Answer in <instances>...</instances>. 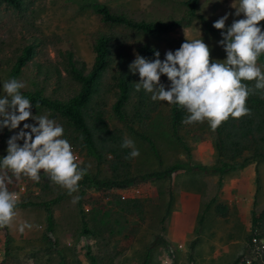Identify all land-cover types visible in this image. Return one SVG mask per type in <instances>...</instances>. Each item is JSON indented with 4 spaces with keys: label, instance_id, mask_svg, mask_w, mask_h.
<instances>
[{
    "label": "rangeland",
    "instance_id": "obj_1",
    "mask_svg": "<svg viewBox=\"0 0 264 264\" xmlns=\"http://www.w3.org/2000/svg\"><path fill=\"white\" fill-rule=\"evenodd\" d=\"M184 1L23 0L18 9L0 4V96L4 95L2 84L7 80L6 73L15 56L30 42L36 43L35 52L18 77L26 85L21 90L38 89L44 96L59 99L72 95L75 87L63 69V53L70 50L88 70L94 55L92 44L99 33L112 35L115 44L124 39L128 43L130 62L137 54L135 46L144 41L154 45L163 60L166 51H175L186 39L195 38L203 39L210 46L213 60L225 59L226 52L217 43L222 38L221 32L213 27V22L225 13L234 12L231 4H238L239 0H198L196 12L210 22L214 33L205 32L196 18H188L168 33L146 36L120 25L103 24L91 10L93 2H100L108 5L111 11L123 13L134 20L171 21L184 18ZM233 18L229 16L226 24L230 25ZM258 66L264 71V66L259 63ZM56 70L60 72L58 76ZM113 70L104 73L103 84L114 83L111 78ZM114 90L112 88L106 98L105 119L111 128L121 129L124 137L133 140L139 150V156L131 161V175L163 169L173 163L185 164L189 169H178L169 179L132 182L125 179L119 181V186L86 190L82 196L83 208L89 209L93 204L105 207L103 212L106 213L107 229H100L99 237L79 233V207L77 202H72L79 190L69 195L43 172L40 173L39 182L24 176L18 180L12 177L9 190L15 191L23 184L20 200L34 204L19 206L13 224L0 228V264H57L60 259L65 264H89L86 256L88 249L97 256V264H144L146 256V264H231L238 257L249 260L256 258V253L248 244L249 231L246 228L251 220V210L256 214L263 206L260 199L264 200V163L257 164V176L254 163L247 165V174H238V171H242L240 169L227 171L222 179L217 178L215 172L203 171L216 161L212 146L214 131L206 121L183 124L178 129L183 145L180 144L171 136L170 104L161 101H157V108L148 120L134 124L136 131L142 132L153 142L156 158L149 145L131 134L112 116L110 105L115 99ZM133 99L126 102L128 112L133 108ZM31 110L33 115L47 114L55 120L44 109L32 107ZM27 122L33 123L31 120ZM12 134L7 128L0 131V159L7 154L6 142ZM73 149L80 166L87 168L88 174L98 179L108 177L106 166L97 165L83 147L73 145ZM249 182L255 192L251 210L249 202L252 191L249 194L243 191L244 184ZM240 185L241 189L236 191ZM62 193L63 197L50 206L52 220L48 223L41 203ZM128 198H138L144 202L141 218L116 210L115 201ZM218 203L226 204L229 209V216L224 219L213 211ZM243 204L244 214L241 208ZM202 213L204 220H200ZM211 214L214 220L220 221L219 227L214 225L213 220L209 226H205V217ZM22 222L30 223L32 228L20 233L18 229ZM227 223H232L231 229H226ZM89 225L100 226L101 223L91 222ZM50 240L55 244L53 248L48 246Z\"/></svg>",
    "mask_w": 264,
    "mask_h": 264
},
{
    "label": "trees",
    "instance_id": "obj_2",
    "mask_svg": "<svg viewBox=\"0 0 264 264\" xmlns=\"http://www.w3.org/2000/svg\"><path fill=\"white\" fill-rule=\"evenodd\" d=\"M22 2L23 0H0V4H6L14 9H18ZM197 2L198 0H185L183 3L184 18L171 21L134 20L123 13L111 11L108 5L100 2H93L91 10L103 24L120 25L132 32L146 36H159L168 33L181 25L184 20L187 21L190 18H196L205 32L214 33L215 30L210 22L202 14L196 12ZM262 25H264V22ZM113 39L112 35L104 33H99L95 37L92 44L93 61L88 70H86L83 62L75 59L70 50H66L63 53V69L67 77L75 85L74 90H72L73 94L65 99L44 96L41 90L38 89L21 90L22 95L31 101L33 108L46 110L51 118H55L56 122L64 127V138L68 139L73 145L83 147L97 165L106 166L108 171L106 179H98L86 173L83 179L79 181V194L77 196L79 197L77 205L81 222L79 233L84 236L93 235L94 237H99L101 230L107 229V219L106 213L103 212L105 208L103 205L93 204L89 209L83 208L82 196L89 188L104 190L112 185L118 184L119 186V181L125 179L130 182L133 180L169 179L174 171L189 169L185 164L173 163L163 169L152 170L137 176L131 175L132 158H125L130 150L121 148V143L125 138L124 134L121 129L111 128L105 119L106 98L110 94L109 91L114 88L113 95H115V99L110 105L112 116L122 123L131 134L136 135L146 145H149L148 148L156 158L158 156L153 142L142 132L136 131L134 124L139 125L144 120H148L155 112L157 102H153L150 99V94L145 93L143 90L139 92L135 90L139 75L138 73L132 74L129 70L131 62L128 57V43L122 39L115 44ZM35 44L30 42L21 48L6 73L7 80L18 79L22 67L32 58L35 52ZM135 49L137 54L149 59H155L154 53L158 51L148 41L136 45ZM258 63L264 66V55L258 58ZM113 68L111 78L114 83L111 85L103 84L102 77L104 73L109 72ZM59 73L56 70L57 76ZM161 81L166 83V86L170 83L164 75L161 76ZM243 83L253 87L255 82L243 81ZM130 98H134L135 102H133L131 111L128 112L125 105ZM246 106L251 109L250 116H244L240 119L230 117L214 131L212 146L216 161L213 166L204 168L203 171L216 172L219 176H222L227 171L239 170L254 163V171L257 176V164L264 163V91L257 90L255 94H250ZM187 114L186 109L179 105L170 104L169 127L171 136L182 145L178 129L184 124L183 120ZM9 174L11 176L10 172ZM257 180L258 178L256 177L255 183H257ZM63 195V193L58 194L55 198L41 203L48 223L52 220L50 206L62 198ZM107 203H110V201ZM143 203L138 198L117 199L115 207L116 210L120 209L124 213L141 218L144 212ZM33 204L28 200L22 199L17 208ZM221 209L222 207L220 208V206L216 207V211L223 216L225 211ZM88 215L89 218L87 220L86 217ZM91 222H100L101 225L90 226ZM252 237L264 238V208L258 215L251 210V229L247 236L248 244ZM47 239L50 238L47 236ZM48 246L53 248L55 244L50 240ZM111 248L113 249L114 247ZM86 256L89 264H97V256L91 254L89 249L86 251ZM147 258L146 256L144 264L147 263ZM240 260L241 258L238 257L231 264H245ZM57 264H65V262L60 259ZM248 264H264V243L258 256L250 259Z\"/></svg>",
    "mask_w": 264,
    "mask_h": 264
},
{
    "label": "clouds",
    "instance_id": "obj_3",
    "mask_svg": "<svg viewBox=\"0 0 264 264\" xmlns=\"http://www.w3.org/2000/svg\"><path fill=\"white\" fill-rule=\"evenodd\" d=\"M231 7L234 12L213 22V27L221 32L217 43L226 52L225 59L213 60L210 46L199 38L186 39L175 51H166L163 60L159 51L154 53L155 59L136 54L129 64L130 72L139 75L135 90L150 94L153 102L186 109L184 124L206 121L213 131L230 117L250 116L251 109L246 106L249 95L264 91V71L258 66V58L264 55V25L260 23L264 21V0H239ZM229 16L234 18L227 25ZM162 75L170 82L167 86L161 82ZM243 81L255 83L249 87ZM25 87L16 78L2 84L0 131L7 128L13 134L6 142L7 154L0 159V228L10 227L17 217L20 196L9 190L12 177L18 180L24 176L39 182L43 172L72 195L87 173V168L80 166L73 145L64 138V127L47 114L33 115L31 101L21 93ZM121 148L130 150L126 159L140 154L134 141L127 137ZM78 200L74 197L72 202ZM26 228L31 229L32 225L22 222L18 230L24 233Z\"/></svg>",
    "mask_w": 264,
    "mask_h": 264
},
{
    "label": "crops",
    "instance_id": "obj_4",
    "mask_svg": "<svg viewBox=\"0 0 264 264\" xmlns=\"http://www.w3.org/2000/svg\"><path fill=\"white\" fill-rule=\"evenodd\" d=\"M246 169V170H245ZM240 170H242V171H238V174L239 173H243V174H247V172H248V170H249V167H247V166H245V167H243L242 169H240ZM226 173V172H225ZM225 173L222 175V176H219L218 175V173H216L215 172V174H217V178H220V179H222L224 176H225ZM234 180V179H233ZM241 187H242V185H240V186H237V188H236V191L238 190H240L241 189ZM243 191L244 192H247L248 194L252 191V186H251V184H250V182H249V184H244V186H243ZM251 188V189H250ZM254 195H255V192H254V190L252 191V193L250 194V197H251V202H249V209L251 210L252 209V205H254ZM253 196V197H252ZM260 204H263V206H262V209L264 208V200L263 199H260ZM220 205V208L221 207H224L225 208V210H223V211H225L224 212V215L222 216L221 214H219L217 211H216V207L217 206H219ZM241 208H243V211H242V214H244L243 212H244V204L241 206ZM223 209V208H222ZM262 209H260V211L262 210ZM213 211H214V213L216 214V216H218L220 219H224L225 217H227V215L229 216V209L227 210V206H226V204H222V203H218V204H216V206L213 208ZM260 211H258V213H256V215H258L259 214V212ZM213 214H211L208 218H206L205 217V226H209V224H210V221H214L215 223H214V225H216V226H218L219 227V224H220V221H218L217 222V220H214L213 219ZM250 219H251V212H250ZM200 220H204V214L202 213V216H201V218H200ZM230 221V220H229ZM244 224V223H243ZM221 225V224H220ZM230 226H232V223H227V227H226V229H231V227ZM246 229H248V231H250V229H251V220H250V223H249V226H248V228H246ZM233 262V261H232Z\"/></svg>",
    "mask_w": 264,
    "mask_h": 264
},
{
    "label": "built area",
    "instance_id": "obj_5",
    "mask_svg": "<svg viewBox=\"0 0 264 264\" xmlns=\"http://www.w3.org/2000/svg\"><path fill=\"white\" fill-rule=\"evenodd\" d=\"M23 191H24V185L20 184L18 188L13 192H16L20 196L23 193ZM134 192H137V190H134ZM121 198H123V195H121ZM263 243H264V238L252 237L250 239L249 246H251L252 250H254L256 256H258L260 249L263 247ZM240 261H243L245 264L249 263L248 258H241Z\"/></svg>",
    "mask_w": 264,
    "mask_h": 264
}]
</instances>
